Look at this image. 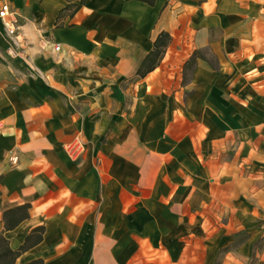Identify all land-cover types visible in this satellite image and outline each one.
Masks as SVG:
<instances>
[{"label":"crops","instance_id":"obj_1","mask_svg":"<svg viewBox=\"0 0 264 264\" xmlns=\"http://www.w3.org/2000/svg\"><path fill=\"white\" fill-rule=\"evenodd\" d=\"M8 1L18 31L12 46L0 20V230L17 247L32 227L44 225L41 240L17 261L43 257V264L152 263L164 250V236L178 227L179 198L189 178L192 184L198 176L194 173L200 171V157H215L230 133L237 141L236 153L242 154V148H253L259 132L255 116L241 110L194 114L206 113L207 95L218 85L249 101L236 99L241 108L264 106V92L253 77H246L247 69H231L221 59L215 67L202 66L199 58L190 75L191 89L184 91L182 83L184 61L212 43L209 25L217 20L216 26L229 28L232 24L225 20L237 13L222 10L216 0L190 5L194 11L184 10L183 17L158 0H85L67 16L69 24L56 26L58 10L69 0ZM142 4L149 7L145 17L129 13ZM104 10L107 13L98 17ZM191 18L204 24L190 36ZM136 19L147 21L137 25ZM180 20L182 36L176 39L172 29ZM161 29L172 35L164 56L146 75L135 77ZM156 75L159 83L153 92L158 94H152L148 81ZM131 76L137 97L131 109L121 110L115 107L114 94L128 89L121 81ZM229 77H236L232 84ZM180 89L182 109L188 114L183 119L192 126L178 133L167 127L157 134L148 132L147 100ZM200 127L204 130L196 144L194 132ZM77 134L86 149L73 159L62 146ZM15 153L19 159L12 163L9 157ZM231 166L218 170L225 173ZM225 174L199 187L210 190L217 182L223 187L219 201L237 205L238 200L228 199L227 188L239 177L236 172ZM24 202L30 203L29 215L5 228L3 211Z\"/></svg>","mask_w":264,"mask_h":264},{"label":"rangeland","instance_id":"obj_2","mask_svg":"<svg viewBox=\"0 0 264 264\" xmlns=\"http://www.w3.org/2000/svg\"><path fill=\"white\" fill-rule=\"evenodd\" d=\"M163 2L167 11L183 17L184 10L193 9L190 5L199 6L205 0H158ZM219 7L228 12L237 13L236 18L225 20L232 24L228 27H218L217 20L209 26L208 36L211 44L200 49V63L202 66L215 67L218 60L229 65L231 69H247L246 77L254 78L259 87V92H264V0H216ZM194 11V9H193ZM106 10L98 14L103 16ZM190 20V19H188ZM63 24L68 22V17L62 18ZM137 25L147 20L136 19ZM182 20L172 29L176 39L182 36ZM189 22V21H188ZM190 36L196 29L203 26L204 21L198 22L191 18L189 22ZM229 42L231 46L226 48L222 43ZM58 43V42H56ZM55 43V44H56ZM54 44V47H55ZM56 49V47H55ZM249 56L250 59L241 60ZM258 76V77H256ZM236 77H229L228 84H232ZM245 80L242 78L240 82ZM250 81V80H249ZM236 82V81H235ZM134 77H128L121 84L128 85V89L120 94L115 91V107L121 106V110H129L136 100L137 93L133 86ZM159 83V75L152 76L148 86L152 94ZM184 91L191 89L189 79H186ZM206 94L209 87L206 85ZM184 91H164L154 100H147L146 129L154 134L162 132L165 127L172 132H182L191 127L183 115ZM158 92V91H157ZM207 109L195 111L198 115H223L234 110H241L244 114L254 115L259 132L253 140V148H242V154L236 153L237 141L230 133V140L222 148L216 150L213 158L200 157L198 167L195 169L194 181L188 186L179 198L178 211L182 214L178 227L173 229L163 238L164 250L149 264H264V106L256 109L252 106L242 107L234 103L236 99L249 102L245 97L229 91L226 87L218 85L212 94L207 95ZM144 99V97H142ZM121 101V103H119ZM229 101V102H228ZM204 107V108H206ZM171 121V122H170ZM203 128L200 127L194 133L196 144L201 142ZM81 137L80 134H77ZM76 136V135H75ZM82 138V137H81ZM72 140V139H71ZM70 140V141H71ZM85 143L86 141L82 138ZM82 152V153H83ZM81 153V154H82ZM80 154V155H81ZM80 157V156H79ZM227 164L232 165L231 171L219 172V167ZM237 173L239 179L228 190V199L232 202L238 200L237 205L222 204L217 196L220 189L217 182L210 190L199 187L203 182L204 187L212 179H222L229 174ZM224 184V183H223ZM224 186V185H223ZM233 247L230 251L225 247Z\"/></svg>","mask_w":264,"mask_h":264},{"label":"trees","instance_id":"obj_3","mask_svg":"<svg viewBox=\"0 0 264 264\" xmlns=\"http://www.w3.org/2000/svg\"><path fill=\"white\" fill-rule=\"evenodd\" d=\"M149 4H153L154 0H143ZM85 0L72 1L69 0L67 4L58 10L54 24L56 26H61L63 24L62 18L69 16L72 17L75 12L82 6ZM172 38L171 33L168 30L161 29L153 39V46L144 55L140 61L136 71L135 77H143L149 71L154 69L160 63L168 44ZM200 49H195L190 56L183 63V79L182 83L186 82V79H190V75L193 69L198 63L200 58ZM29 202H24L17 204L15 206L6 208L3 211L2 221L5 228H12L16 226L21 220L29 215ZM44 231V225L38 224L32 227L26 234L24 241L19 244V246L14 247L10 243V239L5 236L3 230H0V264H43V257H36L24 262H18V256L31 247L32 245L39 242L42 238V233ZM230 247H225L229 249ZM214 264H218L217 262Z\"/></svg>","mask_w":264,"mask_h":264},{"label":"built area","instance_id":"obj_4","mask_svg":"<svg viewBox=\"0 0 264 264\" xmlns=\"http://www.w3.org/2000/svg\"><path fill=\"white\" fill-rule=\"evenodd\" d=\"M15 14V9L10 1L0 0V20L5 28L6 35L12 39V46L17 43L18 24L16 23ZM59 46V43L55 44L56 49ZM62 148L69 157L76 159L83 152L85 143L79 135H76L71 141L65 142ZM18 159L19 156L16 153L9 157V161L12 163H16Z\"/></svg>","mask_w":264,"mask_h":264},{"label":"bare ground","instance_id":"obj_5","mask_svg":"<svg viewBox=\"0 0 264 264\" xmlns=\"http://www.w3.org/2000/svg\"><path fill=\"white\" fill-rule=\"evenodd\" d=\"M142 5L143 6L140 9H138V8H134V9L132 8V9H130L129 13L130 14H133V15H137V16L139 15L140 17H145L146 14L149 12L148 11L149 10V7L147 5H145V4H142Z\"/></svg>","mask_w":264,"mask_h":264}]
</instances>
